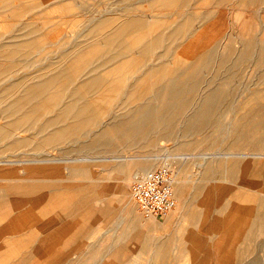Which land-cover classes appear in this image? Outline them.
<instances>
[{"label":"bare ground","instance_id":"bare-ground-1","mask_svg":"<svg viewBox=\"0 0 264 264\" xmlns=\"http://www.w3.org/2000/svg\"><path fill=\"white\" fill-rule=\"evenodd\" d=\"M145 1L154 6L156 11L151 10L155 13H136L135 4L120 8L117 12H110L111 8L106 6L102 9L103 12H96L94 17L84 23V30L77 36L68 30L72 23L67 24L68 31L61 29L60 24L53 25L56 27L52 30L53 34L61 40L54 47L51 46V41L52 44L57 41L50 36L52 32L45 30L43 23L40 25L34 21L41 16L42 9L36 8L30 1H22L11 8V12L7 11L13 16V22L10 20L8 23L13 33H0V84L9 82L8 87L0 94L1 120H5V125L0 123V142H10L5 148L44 150L45 152H39L40 155L49 157L50 152H62L66 147L76 149V138L84 136L86 140L81 142L80 150L105 146L112 153L121 150L125 143L134 145L145 142L154 133L169 141L174 136L176 125H181V131L186 137L191 136L202 131L220 110L223 111L227 96L236 94L239 89L231 69L241 67L246 61L254 63L258 47L264 53V0H235L234 35L230 29V33H225L224 41L230 42L227 44L215 41L218 33H206V23L211 11L204 10L200 13L197 6L199 0ZM225 1L216 0L215 4L221 5ZM54 2L60 12H70L73 9L71 0ZM246 4L256 9L250 12L245 9ZM5 10V7L0 8V14ZM39 12L41 14L35 17L34 14ZM111 14L113 15L110 16ZM197 37H202V40L198 41L195 50L188 52L195 59H191L194 62L187 67L188 61L181 59L178 50L183 47L182 42L190 39L195 41ZM187 47L188 45L183 49L186 50ZM20 60L28 63V72H25L26 67L21 65ZM191 67L192 73L189 71ZM35 69L37 70L34 71ZM262 69L258 70L256 77L264 85V68ZM208 71L212 73L210 78H222L225 80L224 84L211 88ZM202 85L205 89L196 98L194 94ZM254 113L255 116L246 113L251 119L252 128L246 131L242 127H236H239L240 138L250 137L251 153L262 155L264 136L254 138V133L258 127L264 126V104H259ZM101 119L111 120L102 123ZM38 124L40 126L37 127ZM95 127L97 131H94ZM14 131L19 133L14 134ZM23 133L29 135L24 137ZM176 142L177 147L182 150L191 145L190 142ZM159 157L151 161L171 166L170 155ZM218 166L217 164L215 167ZM234 167L243 169L246 166L235 161L229 168L234 171ZM211 170V163L206 162L205 171L201 172L203 178L213 176L211 172L214 171ZM226 171L229 173L228 168L221 172ZM11 174L8 175L10 178L17 176ZM84 175L91 177L88 171ZM9 177L4 179L8 180ZM255 178L258 179L251 182L249 189L250 212L255 218L256 227L261 228L263 239L253 245L251 259L243 264H264V180L259 175ZM206 179L202 184L210 190ZM60 182L62 179L34 184L26 190L16 188L13 193L35 199L58 191L55 193L56 211L64 210L73 214L95 202L96 195H89L85 200H76V207L65 205L66 200H63L60 191L71 189V186ZM182 192V186L177 188L176 199ZM126 201L128 205L134 203L129 198ZM185 202L179 200L174 211L184 209ZM110 213L112 210L105 206L100 210V214L104 216ZM192 219L196 221L197 217L192 215ZM205 224L207 223L203 222L202 225ZM56 227L59 231L60 225ZM207 227L215 230L217 224L206 225ZM187 238L190 243L194 242V238L199 243L202 241L199 233L194 231H188ZM143 243L152 244V239L146 238ZM183 250H187L186 245ZM46 255L59 259L52 251H48Z\"/></svg>","mask_w":264,"mask_h":264},{"label":"rangeland","instance_id":"rangeland-1","mask_svg":"<svg viewBox=\"0 0 264 264\" xmlns=\"http://www.w3.org/2000/svg\"><path fill=\"white\" fill-rule=\"evenodd\" d=\"M22 1H30L36 8L42 9V14H34L35 17L41 14L34 21L40 25L43 23L45 30L52 32L56 29L54 26L60 24L61 29L72 31L74 36L84 30L83 25L88 19L94 17L96 12H103L102 9L106 6L111 8L110 12H117L116 10L133 4L136 13L156 11L150 2L145 0H71L73 9L70 12L58 11L54 2L56 0H0V8H6V14H0L1 34L13 33L8 26L10 20L13 22V16L7 11ZM215 1L199 0L198 11H211L206 23V33H218L215 41L227 44L230 42L224 41L225 33L230 30L233 33L235 27V0H226L221 5L217 2L215 4ZM245 7L250 12L256 9L247 4ZM50 36L57 41L52 44L53 41L49 37L52 47L60 43L61 40L57 39L53 32ZM200 40L202 37H197L195 41L190 39L182 42L183 47H188L186 50L183 47L178 50L181 59L188 61L187 67L194 62L191 59H195L188 52L195 50ZM259 49L258 47L256 50L254 63L246 61L241 67L231 69L234 80L238 81V92L227 96L223 111L220 110L202 131L191 136L186 137L181 131V125H176L174 136L169 141L154 133L146 142L134 145L123 143L121 150L112 153L105 146L93 149L94 151L80 150L81 142L86 140L83 136L76 138V149L66 147L62 152H50L49 157L40 155L39 152H45L44 150H9L5 148L9 141L0 142V147L3 145L0 149V264H243L250 260L251 249L263 239L261 228L256 227L255 218L250 212L249 189L251 182L258 179L255 178L258 175L264 180V150L262 155L251 153L253 151L249 144L250 137L240 138L238 128L242 127L246 131L252 128L251 119L247 115L251 113L255 116L254 109L259 104H264V85H261L256 77L258 70L264 68V53ZM20 61L21 65L26 67L25 72H28V63ZM32 61L34 62L35 58ZM192 70L191 67L189 71L192 73ZM210 73L211 71H208L207 77L210 79L211 88L224 84V79H212ZM8 85L7 81L0 84V94ZM204 89L205 86L202 85L194 96L197 98ZM109 120L111 119H101L102 123ZM0 123L5 125L1 114ZM97 128L99 129V126ZM94 131H97L96 127ZM255 131L254 138L264 136V126ZM16 133L19 131H14V134ZM28 135L23 133L22 136ZM176 141L183 144L190 142L191 145L182 150L177 147ZM166 154L170 155L172 163L169 167L176 177L175 194L177 188L182 186L183 190L182 195H177V202L186 201V207L173 210L164 217H144L134 201L132 205L126 203L127 198L132 199L131 184L145 172L163 166L151 160L167 156ZM235 161L246 167H234L237 172L233 171L229 167ZM206 162L211 163V171H214L211 172L213 176L210 175V178L206 176L208 179L201 175V172L205 171ZM217 164L218 169L215 167ZM37 167H40V170H36ZM227 168L230 175L227 171L221 172ZM85 171H88L91 177L84 175ZM11 173L17 176L10 178L8 175ZM6 177L9 179H4ZM57 179H62L60 183L71 186V189L60 191L63 200H66L65 205L76 207V200H85L89 195H96L95 202L90 207L84 206L77 214L76 211L73 214L64 210L61 214L56 211L55 205V193L58 191L35 199L13 193L16 188L26 190L34 184ZM204 179L207 180L210 190L202 184ZM104 206L112 210V213L105 216L100 214ZM192 215L197 217L196 221L192 219ZM203 222L207 224L204 226ZM58 224L61 227L59 231L62 230L60 233L56 227ZM215 224V230L206 228V225ZM188 231H194L196 234L198 232L202 241L199 243L194 238V242L190 243L188 238L186 239ZM146 238L152 239V244L145 245L143 241ZM185 245L187 250H183ZM48 251L58 255L59 259L47 256Z\"/></svg>","mask_w":264,"mask_h":264},{"label":"built area","instance_id":"built-area-1","mask_svg":"<svg viewBox=\"0 0 264 264\" xmlns=\"http://www.w3.org/2000/svg\"><path fill=\"white\" fill-rule=\"evenodd\" d=\"M175 173L166 165L158 166L137 177L131 195L144 217H164L176 207Z\"/></svg>","mask_w":264,"mask_h":264},{"label":"crops","instance_id":"crops-1","mask_svg":"<svg viewBox=\"0 0 264 264\" xmlns=\"http://www.w3.org/2000/svg\"><path fill=\"white\" fill-rule=\"evenodd\" d=\"M146 142V141H145ZM141 143H143V142H141Z\"/></svg>","mask_w":264,"mask_h":264}]
</instances>
